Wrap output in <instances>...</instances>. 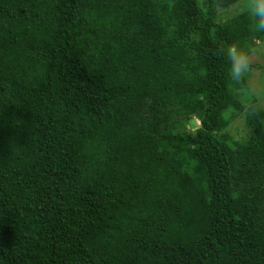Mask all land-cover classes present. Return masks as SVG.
<instances>
[{"label": "trees", "instance_id": "trees-1", "mask_svg": "<svg viewBox=\"0 0 264 264\" xmlns=\"http://www.w3.org/2000/svg\"><path fill=\"white\" fill-rule=\"evenodd\" d=\"M245 1L0 0V264H264Z\"/></svg>", "mask_w": 264, "mask_h": 264}, {"label": "rangeland", "instance_id": "rangeland-1", "mask_svg": "<svg viewBox=\"0 0 264 264\" xmlns=\"http://www.w3.org/2000/svg\"><path fill=\"white\" fill-rule=\"evenodd\" d=\"M253 2L254 0H247L242 2L240 6L247 7ZM243 7L232 6L228 11L221 12L222 19L230 17L235 12H243ZM256 51V54L250 55L245 63L252 67V69H248L251 88L250 94L252 96H259L260 106L264 108V42L259 45ZM230 133L237 140L249 138L250 135L246 129L244 117H240L233 122L230 127Z\"/></svg>", "mask_w": 264, "mask_h": 264}, {"label": "clouds", "instance_id": "clouds-1", "mask_svg": "<svg viewBox=\"0 0 264 264\" xmlns=\"http://www.w3.org/2000/svg\"><path fill=\"white\" fill-rule=\"evenodd\" d=\"M252 15L257 19V28L264 30V0H254L251 6ZM229 57L233 61L231 74L233 79L238 80L243 72V66L240 63L239 55L234 48L229 49Z\"/></svg>", "mask_w": 264, "mask_h": 264}]
</instances>
